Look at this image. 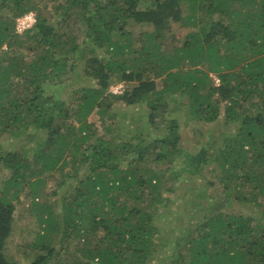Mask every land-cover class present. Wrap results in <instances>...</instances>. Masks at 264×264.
Returning a JSON list of instances; mask_svg holds the SVG:
<instances>
[{
    "label": "trees",
    "instance_id": "trees-1",
    "mask_svg": "<svg viewBox=\"0 0 264 264\" xmlns=\"http://www.w3.org/2000/svg\"><path fill=\"white\" fill-rule=\"evenodd\" d=\"M116 102L167 135L115 127ZM181 116L228 129L190 151ZM0 175V264H264V0H0Z\"/></svg>",
    "mask_w": 264,
    "mask_h": 264
},
{
    "label": "rangeland",
    "instance_id": "rangeland-1",
    "mask_svg": "<svg viewBox=\"0 0 264 264\" xmlns=\"http://www.w3.org/2000/svg\"><path fill=\"white\" fill-rule=\"evenodd\" d=\"M33 15L34 13L31 12ZM35 17V16H34ZM56 17V16H55ZM18 23V22H17ZM33 23V22H32ZM144 28V27H143ZM17 32L21 33L24 29H18L16 24ZM181 37V36H180ZM180 39V38H179ZM72 83L70 87H77L76 85H87L90 82L86 80V78L81 76H73L71 79ZM124 88H127L126 84L123 82L116 83L110 87V90L114 93H120ZM69 89H66V91ZM115 111V127H119L121 129H129L134 131H138L142 135H145L147 138H151L156 135H167V132L164 130L162 126L154 129L152 126L148 124L147 112L148 110L141 105H126L123 102H116L114 104ZM113 111V112H114ZM91 120L97 123L98 127H101V124L96 115L90 117ZM184 116L179 117L180 120V128L178 133H176L181 141V145L185 146L188 150L193 151L200 145H205L211 141L212 137L218 136L219 132H223V130L228 129V127H224L222 120L216 121L215 123L207 124V123H199L191 120L184 119ZM114 122V119H113ZM36 136V135H34ZM7 138V135H4ZM37 137V136H36ZM5 141V140H4ZM35 137L30 138H9L5 141L3 147L5 149H24V147L31 148L35 145ZM165 151V150H164ZM163 154V151H161ZM175 161V160H174ZM161 167H166L167 162H162ZM175 164V162H174ZM2 175V174H1ZM0 175V176H1ZM59 175L52 179H50L46 185L45 190L49 191L50 187L57 183ZM197 183H200L199 181ZM186 195V199H194L199 202L198 196L191 197L188 194L187 187L182 184L177 188L173 198L179 199L178 202L183 205L185 199L182 197ZM21 202L18 204V210L16 211V220L14 222L13 233L8 239L7 249H8V257L14 261H20L23 263H28L32 260L33 256L28 253V248L26 243L33 239L34 231L39 229V225L36 222L35 216L31 213L29 209V200L24 194L20 196ZM52 197H44L45 200H51ZM53 202V200H52ZM184 209V208H183ZM169 219H163V222H167ZM70 257V256H69ZM68 257V258H69ZM56 259L51 260L48 264H54Z\"/></svg>",
    "mask_w": 264,
    "mask_h": 264
},
{
    "label": "built area",
    "instance_id": "built-area-1",
    "mask_svg": "<svg viewBox=\"0 0 264 264\" xmlns=\"http://www.w3.org/2000/svg\"><path fill=\"white\" fill-rule=\"evenodd\" d=\"M34 21H35L34 15L32 13H27L18 20L17 28L26 29L30 27L33 24L32 22ZM213 78L215 82L218 83V79L214 75H213Z\"/></svg>",
    "mask_w": 264,
    "mask_h": 264
}]
</instances>
